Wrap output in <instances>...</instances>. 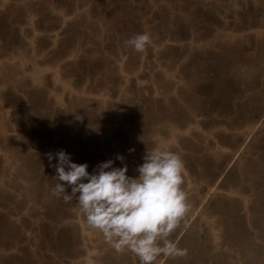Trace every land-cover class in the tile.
Instances as JSON below:
<instances>
[{"label":"rangeland","instance_id":"374dc122","mask_svg":"<svg viewBox=\"0 0 264 264\" xmlns=\"http://www.w3.org/2000/svg\"><path fill=\"white\" fill-rule=\"evenodd\" d=\"M142 1L117 0L118 7L128 11L130 24L150 30L153 17L143 18L140 13L153 7L157 0ZM229 1L241 6V13L245 7L247 12L251 11L249 18L253 16L258 25L242 14L237 16V31L229 30L234 33L233 38L223 39L216 32L226 33L224 21L232 17L228 15L226 1L222 0L224 6H211L215 11L197 21L199 25H209L211 35L201 40L194 30L187 33L189 37H185L182 30L175 33L179 40L184 37L194 46L200 45V49L190 55L196 64L193 73L187 66L188 74L181 72L183 61H179L173 54L176 50L170 51L169 47L164 49L159 45L154 51L149 45L147 53L143 54L147 61L142 67L133 65L138 58L129 55L115 56L113 62H109L111 59L107 62L104 51L96 49L97 60L87 59L80 64L81 70L70 65L78 68L79 75L75 82L66 79V100L51 96L53 107L47 111L40 99L34 100L39 104L31 109L23 111L20 108L25 92L28 98L34 94V87L47 82L40 77L49 74L48 71L32 61L36 60L37 48L29 53V58L16 57L17 65L12 63L15 50L10 57L8 53L0 55V67H8V73L14 75L13 67L18 64L28 73L22 80V69H17L21 79L17 80L15 89L0 83V118L3 121L0 216L5 222L19 223L17 238L8 250L21 255L25 247L28 250L23 257L13 256L12 259H19V264H139L133 253H117L102 233L89 227L75 198L65 203L62 198L51 195V188L58 181L54 179L56 174L49 154L39 152L26 136L34 133V129H47L49 122L57 120L59 111L69 125L63 139L59 140L61 143L56 142L59 147L55 148L53 156L63 150L71 155L73 162L87 163L90 173L100 162L108 160L115 161L114 167H123L116 159L120 155L128 165V175L136 177V168L144 162L143 157L149 149L176 153L183 159L186 170L183 188L191 207L169 239L179 249L186 250V255L162 254L154 264H264V1L256 5L250 1L246 4L244 0ZM161 2L165 4L166 0ZM158 18L162 25L161 39L176 41L175 34L167 27L171 20L172 23L181 22V15ZM148 19L150 23H145ZM241 21L245 25L240 26ZM16 34L21 38L24 32L18 30ZM152 34H149L150 43L158 39L156 31ZM132 37L125 32L124 39L115 40L125 43ZM238 39L255 45L254 59L232 54ZM203 41L215 43V49H219L217 53L221 52L219 42L229 44L228 56L217 57L212 47L204 52ZM205 62H208L206 70L199 71L200 63ZM213 62H216L215 72L212 71ZM70 66L66 64V69ZM111 66L117 74L107 81L109 88L103 89L102 95L89 93L93 88L90 81H94L101 70H112ZM133 66L140 69L134 70ZM224 82H228L227 86L233 84L236 93L231 86V91H225ZM63 83L53 80L49 92L52 93L53 87L63 92ZM69 93L87 97V100L106 99L105 106L100 112L93 108L94 114L91 111L82 117L75 112L80 104L75 105V97ZM147 105L152 108L145 110ZM31 113L34 117L25 121L23 115ZM11 123L16 126L12 124L11 127ZM143 123L146 127H141ZM106 138H113L110 149L101 143ZM67 191L70 194L71 188Z\"/></svg>","mask_w":264,"mask_h":264},{"label":"crops","instance_id":"0c3cea01","mask_svg":"<svg viewBox=\"0 0 264 264\" xmlns=\"http://www.w3.org/2000/svg\"><path fill=\"white\" fill-rule=\"evenodd\" d=\"M37 1V3H34V0H0V55H5L6 53H8L7 56L10 57V55L15 50L14 57L12 58V63L14 65H17L18 61L16 60V57L24 58L25 56H27V58H29V53H31V51L33 53L37 48L38 52L36 53V60L32 61L36 64V66H43V70H47L49 73H46L45 76H39L40 79H45L47 82L42 83L40 80L41 83L39 84L41 85L34 87V94H30L27 98V94L25 92V98L21 99V106L19 105L20 108L23 109V111L28 108L31 109V107H34V105L39 104L37 102L34 103V100L38 101V99H40L41 105H43L46 111L50 107H53V104L49 100L51 96L63 97V99L66 100V84L68 85V82L66 83V79L73 80L75 82V78L79 75L77 69L81 68L80 64L87 62V59L88 61H94L95 59L97 60L95 55V53H97L96 49H101L102 51H104V54L107 57V62L110 59L111 61L109 62H113V58L115 56L121 55L128 57L129 55L138 58H133L134 60L136 59L133 65L139 64L140 67H142V65H145L144 62H146L147 60L146 56L144 57L143 54H146L148 49H146L144 53H138L131 47L127 46L124 42L115 40L120 38L124 39L125 32H127V35L131 33L133 36H135L137 34L144 33L145 31L148 34H152L154 33V31H156L158 39L151 40L150 43L154 51L159 45L164 49H166L167 47L171 48L170 51H174L173 49H175L176 53L173 54L176 55V58L179 61H183L182 68L185 71L181 69V72L188 74L186 68L187 66L193 73L196 68V64H193V62L195 61L190 55H193L195 50H199L200 45L198 44L194 46L192 43H190L191 41L189 42L187 39L185 40L184 37L179 40L175 33L182 30L183 35L185 37H189L187 33L194 30V34L195 32H197L196 37L201 40L205 39L207 36L211 35V32L209 33L210 30L208 29L209 25H207L206 23L199 25L197 21L200 17L202 18L205 15H209L211 11H215V9L212 10L211 6H224L222 0H166L165 4L161 2L162 0H157V2H154L153 7H149L148 10H143L140 13V16L143 15V18H145L146 15L153 17L152 26L150 25V30L146 28H144L143 30V28H139L137 24H130L128 11L125 9L123 10V8H119L118 6L120 2H117V0ZM224 1H226L225 6L228 7L227 10L230 13L228 15L232 17V20L226 19L224 21V24L226 26L225 29H227L226 33L224 31H219V34L216 32V35L222 37L223 39L227 37H230L232 39L234 36V33L232 32L237 31V16H242V14L245 19H247L248 21L250 20L252 21V23L258 25L257 22H255V18H253V16L251 17V19L249 18L251 11L247 12L246 7L245 9H242L243 13H241V6H238L237 4L233 5V3L229 0ZM244 1L246 2V4L247 1H250L252 5H256L259 4V1L262 2L264 0ZM142 2L144 3L145 0H143ZM249 7L251 10V5H249ZM167 15L169 17H177L181 15V19L179 18V21L181 22L177 23L176 20L175 23H172L171 20V24L170 21L168 23V25L170 24V26L167 27L170 33L173 32L172 34H175L176 41H179L180 43L174 41L173 39V41H164L161 39L162 25L158 17ZM234 17H236V19H234ZM205 19L207 20L208 18L205 17ZM145 23H150V19H148V21H145ZM95 24L96 27H93V25ZM97 24L99 26L98 28ZM205 25L206 27H204ZM239 25L241 26L245 24H243L241 21ZM217 29H219V27H217ZM18 30L24 32V35H21V38L16 34ZM229 30H232V32H230ZM103 31L105 32L104 34ZM115 31L117 32L116 35H114ZM15 35L16 37H14ZM152 36H154V34H152ZM245 40L249 41L247 39ZM163 44L170 45L165 46ZM203 44V47H205L204 52L209 51L211 47L214 49L216 47V44L211 41H203ZM219 44L221 52L217 53L219 49H215L216 51L213 50L214 55H216L217 57H224L223 54L228 56L226 48H228L229 44L222 45V43L220 42ZM235 45H237L235 47L236 50H234L232 53L234 54V56H237L239 58L240 54L241 56H243V58L248 57L250 59H254L256 53L254 44H251L249 42L245 43L244 39H238L237 43L234 44V46ZM188 50L191 54H189ZM214 55L213 57L216 58ZM33 58H35V53L34 55L32 54V59ZM93 58L95 59L93 60ZM207 63L208 62L200 63L199 71H205ZM66 64H69V66L71 64H74L78 68L76 69L73 66H70L71 68L66 69ZM215 65L216 62H213L212 71L214 72L217 70V67H215ZM19 66L20 65L18 64V66L13 67L14 70H16V73L14 75L8 73V67L6 69H2V67H0L1 85L3 84L7 88L15 89L17 85L16 83H18L17 80L21 78L22 80L23 78L26 79V77L28 76L27 71L23 70L21 67L19 68ZM140 67L133 66V69L137 70L140 69ZM17 69H22V74H20L21 78H18V72L20 70L18 71ZM111 69L112 70L110 71H106L105 69L101 70V73H99V75L95 77L94 81H90L92 82L90 84L93 85V88H90L92 89V92L90 91L89 93H97V95L104 94L103 89H107V87L109 88L107 81H111V79H113L114 73L116 72L114 66H111ZM116 69L118 70L119 68L116 67ZM57 71L59 73H57ZM65 71L68 73H65ZM43 72L44 71L41 70V73ZM67 76L69 78H67ZM53 80L64 82L61 85V87L64 89L63 92L58 90L59 88L57 90H54L55 87H53L52 93L49 92V90H51L50 84L53 82ZM227 84L228 82H224L223 85L225 87L223 86V88L228 92L233 88V84L228 86ZM230 86L231 89H229ZM236 90L237 88L235 87L233 88L232 92L235 91L236 93ZM13 94L14 93H12L11 95ZM68 95H70L71 97H75L73 93H69ZM105 102L106 99L102 100L97 98H89L87 100V97L78 96L75 97L73 103L75 105L80 104L79 107H77L76 110L74 109V105L72 107L76 113L79 112L83 117L86 115V113H91V111L94 114L93 108L96 112L101 110V108L105 106ZM0 106L2 105L0 104ZM147 108L149 110L152 108V106L147 105L145 110ZM23 113L24 112H22V114ZM107 115H109V113L102 114V116ZM23 116V119L25 121H28L30 118L34 117V114H24ZM80 123L81 125L83 124V122ZM2 124L3 121L0 118V152L2 150L1 139L3 138L1 130ZM12 124L14 123H11V127H13ZM21 125L20 127H22ZM47 125H49L47 129H34V133H27L26 139H30L31 142L39 149V152H43V154H54L55 148L59 147L56 142L61 143L59 140L63 139L61 137H64L65 128L69 125V121H67L66 118L62 119L61 112L58 111L57 120L49 122ZM15 126L16 124H14V127ZM84 126L86 127V125ZM142 126L146 127V123H143L141 127ZM6 139L8 140V138ZM112 140L113 138H106L105 140L103 139L101 143L105 144L106 148L110 149L114 144ZM14 144L15 141L12 144V147H14ZM62 147H64V145ZM18 153H20L19 150ZM1 156L2 155L0 153V158ZM53 173L56 174V171H53ZM18 225L19 223L15 221L5 222V220H1L0 216V264H19L20 260L16 258H19L18 256H22L24 254H27L28 252V250H26V247L22 250L24 252V254L22 255L17 251L8 250L11 247L13 239L17 238ZM13 256L16 257L15 260L12 259Z\"/></svg>","mask_w":264,"mask_h":264},{"label":"clouds","instance_id":"9594fccd","mask_svg":"<svg viewBox=\"0 0 264 264\" xmlns=\"http://www.w3.org/2000/svg\"><path fill=\"white\" fill-rule=\"evenodd\" d=\"M125 44L144 53L150 35L137 34ZM48 158L58 181L51 195L65 203L75 198L89 227L102 233L117 253L130 251L139 264H154L162 254L186 255L169 239L191 207L183 188L185 164L178 154L149 149L136 168V177L128 175V165L120 155L116 159L123 167H114L115 161L108 160L91 173L87 163L73 162L63 150ZM53 159L56 163H51Z\"/></svg>","mask_w":264,"mask_h":264}]
</instances>
